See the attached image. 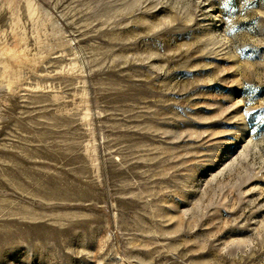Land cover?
Returning <instances> with one entry per match:
<instances>
[{"label": "rangeland", "instance_id": "1", "mask_svg": "<svg viewBox=\"0 0 264 264\" xmlns=\"http://www.w3.org/2000/svg\"><path fill=\"white\" fill-rule=\"evenodd\" d=\"M0 264H264V0H0Z\"/></svg>", "mask_w": 264, "mask_h": 264}]
</instances>
